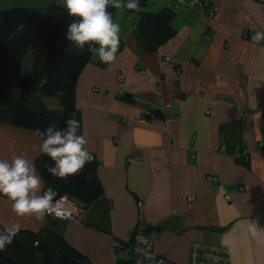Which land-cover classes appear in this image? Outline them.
<instances>
[{"label": "crops", "instance_id": "1", "mask_svg": "<svg viewBox=\"0 0 264 264\" xmlns=\"http://www.w3.org/2000/svg\"><path fill=\"white\" fill-rule=\"evenodd\" d=\"M201 1L148 0L173 8L174 37L144 51L138 15L121 19L115 61L92 56L80 75V134L99 161L103 197L80 205L77 220L40 222L15 216L0 195L4 228L58 229L92 264H117L132 257L142 213L154 252L142 264H187L193 241L225 246L228 264H264V40L250 38L264 31V0ZM41 142L34 130L0 124V159L23 154L44 188Z\"/></svg>", "mask_w": 264, "mask_h": 264}, {"label": "trees", "instance_id": "2", "mask_svg": "<svg viewBox=\"0 0 264 264\" xmlns=\"http://www.w3.org/2000/svg\"><path fill=\"white\" fill-rule=\"evenodd\" d=\"M139 5L137 10H130L138 13L133 28L137 45L147 52L157 50L177 32L173 24L175 12L168 5L151 9L148 0H139ZM116 9H108L113 20ZM74 19L63 6L56 11L45 6L0 7V124L10 123L42 132L50 123L62 129L66 120L74 118L80 124L78 134L81 133L77 83L93 55L88 52L87 45L81 50L66 39L67 27ZM27 25L33 26L29 35L24 29ZM106 64L101 62L102 66ZM49 98L59 101L48 104ZM90 154L93 159L79 173L62 180L53 178L46 171L50 158L40 152L36 165L44 182L43 189L52 187L56 191L54 201L67 197L78 209L80 205L86 208L96 204L103 197L99 161L95 154ZM49 216L54 217V222L63 219ZM143 223L137 221L127 243L133 249L132 257L118 258L117 264H138V255L133 248L135 233L142 224L141 231L151 242L153 230L148 223ZM4 229L0 224V231ZM0 264L92 263L60 230L46 227L37 231L20 229L13 243L0 251Z\"/></svg>", "mask_w": 264, "mask_h": 264}, {"label": "clouds", "instance_id": "3", "mask_svg": "<svg viewBox=\"0 0 264 264\" xmlns=\"http://www.w3.org/2000/svg\"><path fill=\"white\" fill-rule=\"evenodd\" d=\"M139 6V0H127L126 3L124 0H63L68 16L75 18L67 27L66 39L81 50L87 45L89 53L101 62L111 64L116 59L121 29L118 23L113 22L108 9L125 7L137 10ZM65 125L57 129L54 123H50L42 132L37 130L42 142L34 145L37 151L50 158L46 171L53 178L62 180L79 173L93 159L86 147V136L78 134L79 122L69 118ZM12 148L9 144V149ZM42 188L34 164L23 154L13 155L10 161L0 159V195L11 202L15 216H33L43 222L46 215L52 214L50 209L57 193L52 187L43 191ZM256 230L252 224L253 235H256ZM19 231L18 223H12L0 231V251L13 243ZM141 242L147 243V240L141 238Z\"/></svg>", "mask_w": 264, "mask_h": 264}, {"label": "built area", "instance_id": "4", "mask_svg": "<svg viewBox=\"0 0 264 264\" xmlns=\"http://www.w3.org/2000/svg\"><path fill=\"white\" fill-rule=\"evenodd\" d=\"M193 5L202 6L201 0H192ZM214 10L209 11V15L213 14ZM255 41L264 39V32L255 31L250 35ZM169 59V58H168ZM52 215L57 217H63L67 220H77L78 210L76 206L67 198L61 197L53 201L52 208L50 209ZM139 222H145L144 215L141 213L139 216ZM144 224V223H143ZM141 225L135 233L134 250L138 255L137 263L141 264L144 258L154 257V252L151 250V242L144 236L141 231ZM141 238L147 240V243L141 242ZM157 262L161 264H167L169 261L164 257H157ZM229 255L228 249L220 244L204 241H193L190 244L189 257L187 264H228ZM171 264V263H169Z\"/></svg>", "mask_w": 264, "mask_h": 264}, {"label": "rangeland", "instance_id": "5", "mask_svg": "<svg viewBox=\"0 0 264 264\" xmlns=\"http://www.w3.org/2000/svg\"><path fill=\"white\" fill-rule=\"evenodd\" d=\"M126 3V0H124ZM12 6H45L51 8L52 11H56L59 6H63V0H0L1 8H9ZM117 18L114 23H117L123 19L125 23H130V16L138 15L135 11H128L127 8H117ZM32 25L25 26V33L29 35V31H32ZM59 101L58 98L47 99L48 104H54ZM78 210V209H77ZM73 221V220H71Z\"/></svg>", "mask_w": 264, "mask_h": 264}]
</instances>
